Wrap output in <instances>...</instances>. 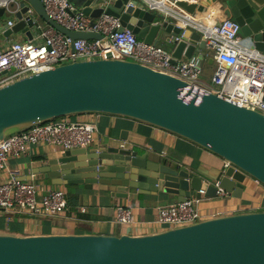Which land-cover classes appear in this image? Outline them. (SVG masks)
<instances>
[{"label": "water", "instance_id": "95a60500", "mask_svg": "<svg viewBox=\"0 0 264 264\" xmlns=\"http://www.w3.org/2000/svg\"><path fill=\"white\" fill-rule=\"evenodd\" d=\"M15 1V0H14ZM107 0H98L102 4ZM105 14L147 45L164 42L171 64L183 58L213 60L196 31L187 29L179 41L178 22L151 12L139 0H110ZM216 5L223 18L239 26L249 48L264 54V0H198ZM180 7H186L178 2ZM85 16L97 19L103 8L82 5ZM31 10L30 14L27 11ZM190 11V9H189ZM8 22L12 25L8 26ZM45 24L72 41L108 40L96 33L66 30L51 20L41 0H16L0 8V32L22 34L31 42L32 28ZM106 114L132 119L185 139L229 162L215 178L146 159L122 146L66 150L48 160L41 171L54 185H85L112 198L173 195L177 203L188 193L196 199L217 197L215 182L235 198L245 178L264 192V114L231 103L213 92L142 64L112 58L72 61L20 78L0 88V140L35 125L73 115ZM199 191H203L200 194ZM0 264H264V211L249 212L166 229L150 235L13 236L0 234Z\"/></svg>", "mask_w": 264, "mask_h": 264}, {"label": "built area", "instance_id": "2783aa9c", "mask_svg": "<svg viewBox=\"0 0 264 264\" xmlns=\"http://www.w3.org/2000/svg\"><path fill=\"white\" fill-rule=\"evenodd\" d=\"M16 1V0H15ZM14 0H0V8L9 11ZM47 16L66 30L81 33H96L104 36L109 49H103L98 41L78 39L72 41L45 25L40 40L0 44V88L20 78L53 69L72 61L96 60L111 53L112 58L129 60L197 85L219 97L264 114V54L244 46L239 36V26L231 19L221 18L199 7L198 0L190 1L188 9L179 8L181 0H139L144 8L177 20L179 41L187 29L196 31L204 42L213 60L210 84H202L203 70L193 60L171 64V52L158 45H147L130 31L121 27L118 18L105 14L110 0L98 4L90 0L91 8H103L97 19L85 16L82 8L76 9L69 0H41ZM85 1V0H81ZM132 0H128V5ZM184 2V1H183ZM190 9V11H189ZM31 10L27 11L30 14ZM8 26L12 23L8 22ZM96 128L92 123H70L65 118L35 125L24 131L10 134L0 140V175L8 161L26 153L30 145L46 144L60 146L65 150L87 148L94 140ZM230 163L224 161V169ZM217 197L228 195L215 182ZM203 194V191H199ZM68 210L66 192L40 186L35 182H23L14 177L0 182V214L7 218L14 213L31 216L54 217ZM84 211V209H82ZM197 208V199L157 208L155 224H145L150 229H172L203 220ZM114 221L121 226L134 227L132 209L127 205L117 206Z\"/></svg>", "mask_w": 264, "mask_h": 264}, {"label": "crops", "instance_id": "0c3cea01", "mask_svg": "<svg viewBox=\"0 0 264 264\" xmlns=\"http://www.w3.org/2000/svg\"><path fill=\"white\" fill-rule=\"evenodd\" d=\"M80 2L81 0H71ZM186 7L190 1L181 0ZM70 2V1H69ZM72 3V2H70ZM81 7V6H80ZM218 7V6H216ZM179 8L185 9V7ZM208 8L218 19L219 7ZM45 24L39 22V28H32L31 42L40 40L41 31ZM0 32V44L11 42H29L22 34L4 37ZM243 43V42H242ZM244 46H247L243 43ZM158 46L170 50L164 42L158 41ZM186 60L185 58L182 61ZM195 60V59H193ZM197 61V60H195ZM203 70L202 84L209 85L213 72V64L204 57L197 61ZM70 123H92L95 128L94 140L87 149L98 148L104 144L109 146H124L136 151L139 155L146 154V159L155 162H166L180 169L197 172L215 178L224 170V160L196 146L178 136L134 121L132 119L106 115L82 114L65 117ZM78 149V148H77ZM66 150L60 146L38 144L30 145L26 153L13 157L8 161L6 169L0 175V182L14 177L23 182H35L44 188L56 187L78 198L77 211H66L54 217L31 216L23 213H14L8 216L0 214V234L13 236H37L52 234L68 235H107V236H140L165 231L166 228L150 229L147 224H155L157 208L177 203L176 196L158 194L156 197L137 195L131 192L127 199L112 198L108 192H103L91 186H62L54 185L44 178L41 172L48 160H55ZM243 191L239 198L228 194L224 197L197 199V208L204 215L203 220L264 211V192L259 193V185L250 178H245ZM188 198H195L194 192L188 193ZM127 205L132 209L133 219L138 225L134 227L121 226L115 223L114 215L117 206ZM84 209V211H82ZM146 224V225H145Z\"/></svg>", "mask_w": 264, "mask_h": 264}, {"label": "trees", "instance_id": "16d2710c", "mask_svg": "<svg viewBox=\"0 0 264 264\" xmlns=\"http://www.w3.org/2000/svg\"><path fill=\"white\" fill-rule=\"evenodd\" d=\"M203 77V76H202ZM202 77H201V79H202ZM66 199H67V202H68V213L69 212H76L77 210V203H78V198L76 197V195L74 194H69L68 196H66ZM78 213H76V214H79L80 213V211H77Z\"/></svg>", "mask_w": 264, "mask_h": 264}, {"label": "rangeland", "instance_id": "374dc122", "mask_svg": "<svg viewBox=\"0 0 264 264\" xmlns=\"http://www.w3.org/2000/svg\"><path fill=\"white\" fill-rule=\"evenodd\" d=\"M69 1L72 2L73 6H74L76 9L80 8V6H81L82 3H83V1H80V2H77V1L73 2V1H71V0H69ZM241 42H242V41H241Z\"/></svg>", "mask_w": 264, "mask_h": 264}, {"label": "bare ground", "instance_id": "6f19581e", "mask_svg": "<svg viewBox=\"0 0 264 264\" xmlns=\"http://www.w3.org/2000/svg\"><path fill=\"white\" fill-rule=\"evenodd\" d=\"M212 7H213V8H218V7H216V5H213Z\"/></svg>", "mask_w": 264, "mask_h": 264}]
</instances>
